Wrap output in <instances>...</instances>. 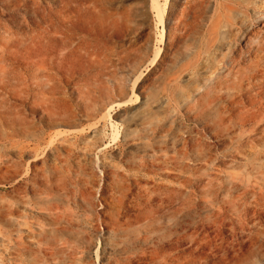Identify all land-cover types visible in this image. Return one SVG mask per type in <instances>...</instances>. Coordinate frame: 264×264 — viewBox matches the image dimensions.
Instances as JSON below:
<instances>
[{
	"label": "rangeland",
	"instance_id": "374dc122",
	"mask_svg": "<svg viewBox=\"0 0 264 264\" xmlns=\"http://www.w3.org/2000/svg\"><path fill=\"white\" fill-rule=\"evenodd\" d=\"M252 1L0 0V264H264Z\"/></svg>",
	"mask_w": 264,
	"mask_h": 264
},
{
	"label": "bare ground",
	"instance_id": "6f19581e",
	"mask_svg": "<svg viewBox=\"0 0 264 264\" xmlns=\"http://www.w3.org/2000/svg\"><path fill=\"white\" fill-rule=\"evenodd\" d=\"M253 2V4H251V5H253L254 6V8H258V7H260V6H257V5H259V4H257V0H253L252 1ZM262 8L264 9V4H262ZM263 17H264V15H263ZM254 28V27H253ZM25 232V231H24Z\"/></svg>",
	"mask_w": 264,
	"mask_h": 264
}]
</instances>
